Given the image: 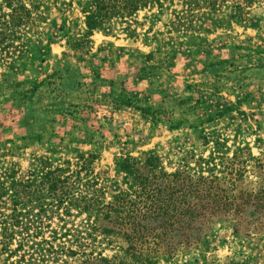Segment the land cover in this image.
Wrapping results in <instances>:
<instances>
[{
    "label": "rangeland",
    "instance_id": "obj_1",
    "mask_svg": "<svg viewBox=\"0 0 264 264\" xmlns=\"http://www.w3.org/2000/svg\"><path fill=\"white\" fill-rule=\"evenodd\" d=\"M88 1L34 0L0 35V179L85 151L107 196L127 190L125 155L203 175L202 202L171 189L193 221L170 222L192 229L159 264H264V0H143L91 33ZM196 209L217 212L197 230Z\"/></svg>",
    "mask_w": 264,
    "mask_h": 264
},
{
    "label": "trees",
    "instance_id": "obj_2",
    "mask_svg": "<svg viewBox=\"0 0 264 264\" xmlns=\"http://www.w3.org/2000/svg\"><path fill=\"white\" fill-rule=\"evenodd\" d=\"M252 1L242 0L247 5ZM141 2L89 0L82 9L86 32L101 28L113 17L130 15ZM35 8L34 0H0V35L15 33ZM97 159L95 151L80 152L75 163L39 156L33 159L26 179L17 178L13 170L0 179V264H159L180 245L166 239L173 232H180L181 246H188L189 222L170 220L187 216L192 223V213H176L177 198L171 189L179 186L176 192L181 191L184 198L186 184L195 200L202 202L209 193L199 185L207 183L208 177L192 179L179 170L156 171L148 159L145 171L135 158L125 155L116 158L115 164L124 173L127 190L107 196L96 181ZM214 212L196 209L194 216L200 223L196 229L208 223L211 217H205Z\"/></svg>",
    "mask_w": 264,
    "mask_h": 264
}]
</instances>
